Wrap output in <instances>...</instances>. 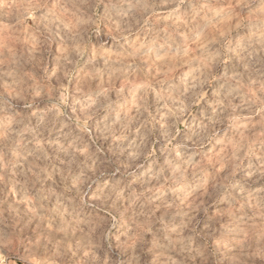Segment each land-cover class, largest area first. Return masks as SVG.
Wrapping results in <instances>:
<instances>
[{"label": "clouds", "instance_id": "clouds-1", "mask_svg": "<svg viewBox=\"0 0 264 264\" xmlns=\"http://www.w3.org/2000/svg\"><path fill=\"white\" fill-rule=\"evenodd\" d=\"M0 264H264V0H0Z\"/></svg>", "mask_w": 264, "mask_h": 264}]
</instances>
